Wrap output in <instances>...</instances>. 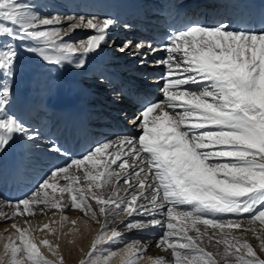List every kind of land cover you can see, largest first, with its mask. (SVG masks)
I'll return each mask as SVG.
<instances>
[{"label":"snow or ice","instance_id":"1","mask_svg":"<svg viewBox=\"0 0 264 264\" xmlns=\"http://www.w3.org/2000/svg\"><path fill=\"white\" fill-rule=\"evenodd\" d=\"M117 25L111 17L45 15L35 0H0V79L14 80L21 50L52 66L73 64L75 59L74 67L83 68L88 54L110 46V32ZM77 29L95 34L76 42L64 39ZM119 51L141 56V63L150 54L166 53L153 61L154 66L165 68L162 99L141 104L129 120L142 134L118 138L109 159L104 157L111 144L105 142L64 166L53 167L35 194L7 201L12 211L0 212V217L7 221L23 212L31 214L32 208L43 204L58 210L79 209L93 220L103 215L107 231L109 221L115 223L126 215L129 219L122 221L126 229L162 230L155 247L170 249L173 264H229V256H235L238 264H264L247 240L231 232L241 229L245 220L264 226V27L196 23L173 33L160 47L126 40ZM11 96L12 88L0 84V158L17 141H35L40 135L10 113ZM125 146L126 152L121 153ZM51 151L62 154L63 148L53 143ZM70 167L85 170L79 176L69 175ZM61 179L65 183L59 185ZM57 186L61 195L48 196L46 190ZM197 225H204L203 231ZM12 227L18 236L5 245L7 264H53L26 229L15 223ZM192 229L195 235L188 234ZM248 230L255 231L244 229ZM202 237L208 243L218 237L216 245L223 244V250L206 251L198 242ZM104 238L98 236L96 242ZM121 238L116 228L107 237L113 245ZM42 243L51 251L47 240ZM133 247L139 255L127 264H138L147 250V245H129L133 255ZM260 247L264 249V242ZM116 254L113 251L88 264H109Z\"/></svg>","mask_w":264,"mask_h":264},{"label":"bare ground","instance_id":"2","mask_svg":"<svg viewBox=\"0 0 264 264\" xmlns=\"http://www.w3.org/2000/svg\"><path fill=\"white\" fill-rule=\"evenodd\" d=\"M49 8L60 17H66L64 13L75 16L83 12L101 19L111 17L117 20L116 29L110 32L111 37L119 34L115 38V45L131 40L133 43H152L160 47L168 42L173 33L196 23L224 21L232 24L237 22L241 27H260L255 18L259 8H264V0H54ZM124 25H129L126 29L133 30L120 32L121 28L125 29ZM93 34L94 30L91 29H77L64 38L73 40L79 37L82 41ZM165 55L163 51L150 54L141 63L142 57L139 55L127 51L119 56L112 55L102 45V50L85 57L83 68L74 67L75 59L73 64L56 67L37 56L43 63V73L38 71L31 79L27 78L14 86L8 107L10 113L21 119L28 129L38 131L42 139H21L0 158V212L12 211L7 201L31 196L53 167L64 166L105 142L111 144L104 157L109 159L116 151L118 138L135 137L138 129L129 123V119L138 113L141 104L155 101L154 94L160 92L161 86L157 82L161 81L163 74L162 67L154 68L153 61L163 59ZM147 65L153 68H144ZM81 75L92 79L98 76L101 81L108 83L106 91L111 95L113 103H120L111 107L116 115L103 112L108 108L106 103L104 106L101 104L100 109L92 107L95 104L91 100L96 94L92 87L77 82ZM116 93L120 94L119 97L115 96ZM113 136H116V141L110 142L107 138ZM53 143L62 146V154L51 151ZM42 144L46 148H41ZM126 150V146L119 149L121 153ZM49 190L54 191L48 189L47 194L51 193ZM40 193L41 197L45 196L44 190ZM52 211L56 212V223L66 221L63 210L46 208L43 204L32 208L31 214L23 212V215L32 218L35 212ZM128 219L123 215L115 221V225H123L122 221ZM0 220H4L3 217ZM43 221L49 222L47 218L39 222ZM156 230L146 228L137 233L132 230L127 235L149 236ZM124 237L120 240H124ZM150 244L152 240L141 245H147L148 248ZM128 247L126 245L124 249ZM145 258L147 261L152 259L150 255H145Z\"/></svg>","mask_w":264,"mask_h":264},{"label":"rangeland","instance_id":"3","mask_svg":"<svg viewBox=\"0 0 264 264\" xmlns=\"http://www.w3.org/2000/svg\"><path fill=\"white\" fill-rule=\"evenodd\" d=\"M52 1L54 0H35V3L38 5L39 10L42 14L57 15L56 13L52 12L49 8ZM64 15L70 16L69 13H64ZM81 15L86 16V17L95 16L94 14L86 15L83 12H80L76 14L75 16H81ZM67 23L65 24V26L67 25ZM81 30H84V29H81ZM131 30L133 29L132 28L131 29L121 28L120 32L122 31L131 32ZM118 35H119L118 33L113 34V36L111 37L110 46H105L107 49H109L112 52V55L115 54L117 56H119L120 54L121 55L123 54V52H119V47L123 43L115 45V42H116L115 38ZM69 41L76 42V41H81V39L78 37V38H74L73 40H69ZM37 56L38 55L34 53L21 50L20 59L18 62L17 71L14 77V80L4 81L0 79V84L7 83L10 87L13 86L11 87L13 89L14 86L19 85V83L24 81L25 79L27 78L31 79L34 76V74L37 73L38 71L39 72L41 71L43 73V70L41 69L43 67V63L41 59L36 58ZM158 67H162V74H164L165 68L163 66H155L154 68H158ZM144 68H153V67H151L150 65H147ZM100 79L98 78V76H96V79H92L90 77L81 75L77 79V82H82L83 85L92 87V90L94 91V95L96 94L91 100V101H94L93 103L95 104V107L94 105L92 106L93 108L100 109L106 103L109 109L106 107L103 110V112L108 111L109 113H112L111 115L114 116V114L116 115V113L114 109H111V107H114V105H119L120 103L118 104V101H116V103H113V99H111V95H109V92L106 91V88L109 87L108 83H105L106 81L104 80L101 81ZM60 83L62 82L60 81ZM157 83H161V86L159 88L160 92L154 94V97H156L155 101H159L162 99V93L160 89L163 85V80L158 81ZM118 100H120V98ZM135 115L136 114H133L131 117H135ZM131 117L129 120L132 119ZM141 134H142L141 131L138 129L137 134H135L136 135L135 137H139V135ZM40 139H42L41 136L39 137L38 140ZM107 139H109L110 142H115L116 136L109 137ZM38 145L40 144L38 143ZM41 148H46V145L42 144ZM84 170L85 169L83 167H81L79 170H76L73 167H70L69 175L75 174L79 176ZM64 183H65L64 180L62 179L59 180V185H62ZM120 184L121 185L123 184L122 180L120 181ZM37 190L38 188H36V191L33 190L31 195L35 194ZM41 194L42 193H40V196ZM52 195H56V196L61 195V193L59 192L58 186L54 188L53 192L48 194V196H52ZM64 195L67 196L66 193ZM92 203L94 204L95 202L92 201ZM62 213L67 217V220L61 224L55 222V219H54L56 217L55 211L35 212L32 218L31 216H28L26 214L23 215L24 213H22V214H18L16 217L8 219L7 221L0 220V264H7L8 258L5 256V245L9 244L11 240H15V238L18 236L16 228L12 227L13 223L17 225V228L27 230L26 235L30 237L32 242L37 244V246L39 247L40 253L46 259H48L49 261H52L53 264H60L61 257L63 258V264H88L89 260H92V261L100 260L102 257L109 255V253L113 251H115L117 254L111 258L109 264H127L129 260L135 259L136 256L139 254L135 253V247L132 248V253H135V255L130 254L129 247L126 250L124 249L126 248V245H135L136 243L142 244L143 242L146 243L149 240H152V244H150V247L147 248L145 254L139 257L138 264H154V261L157 262L160 259H166L168 261V264H173V253L171 252L170 249H159L155 247L156 241L159 239L161 231H162L159 228H157V230L154 233L150 234L149 236H139L136 234L127 235L129 234V231L131 232L132 230H134L137 233L141 231V229L136 230L134 228L132 230L131 229L129 230V229L124 228L123 225L118 226V225H115V223H112L111 221H109L108 228L106 231L104 227L105 217L103 215L98 214L97 218L93 220L89 218L88 216H85L79 209H71V208L63 209ZM243 215L245 217L248 216L247 213ZM122 216L118 217L117 219L121 218ZM43 218H47L49 222L44 223L43 221L41 222L43 224H41L39 221ZM34 219L35 221L31 222ZM72 221H76V223L73 224ZM45 224L48 225L47 228L44 227ZM178 226H184V225L178 222ZM187 227L189 228L191 227L190 221L187 222ZM197 227H199L201 231H203L205 226L197 225ZM112 228L118 229L121 233L122 238L124 237L122 235H125L127 237H124V240H119V243L115 245L113 244L111 245V241L108 242L109 240L106 239V236L109 232L110 233L108 236H111ZM244 229H255V231H251V230L244 231ZM231 232L233 235L240 237L243 240H247L248 243L252 245L257 255L260 256L261 258H264V249H261L260 247L261 243L264 242V226L259 225L258 221L255 222V224L253 225H249L247 221L245 220L242 224L241 229H232ZM188 234L195 235V229H192L191 231H189ZM208 234L209 235L212 234L211 229H209ZM101 235H104L105 238L101 242L97 243L96 242L97 237ZM217 238H214L212 243H208L207 237H202L201 240L198 242L201 243V246L204 247L206 251H213L215 253L217 247L221 251L223 250V247H224L223 244L216 245ZM44 240H47L49 242L51 251L49 250L48 246H45L42 243V241ZM145 255H150L152 259L147 261V259L145 258ZM241 256H243L244 258H247L244 250H241ZM217 259L219 260V257H217ZM228 261H229V264H238L237 258L235 256H229Z\"/></svg>","mask_w":264,"mask_h":264}]
</instances>
